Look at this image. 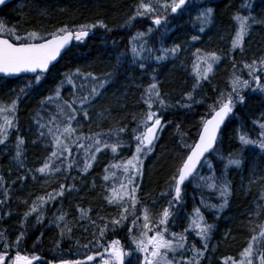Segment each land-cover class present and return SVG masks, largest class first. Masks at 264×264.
<instances>
[{"label": "trees", "instance_id": "16d2710c", "mask_svg": "<svg viewBox=\"0 0 264 264\" xmlns=\"http://www.w3.org/2000/svg\"><path fill=\"white\" fill-rule=\"evenodd\" d=\"M138 2L139 0H15L0 8V15L3 16L6 26H16L20 31L34 29L52 31L63 24L78 25L95 23L97 20H103L112 29V31L99 27L94 29L82 44L74 43L55 67L45 74L41 81L45 83L43 87L41 84H33L29 90L30 94L22 96L18 105L16 113L18 131L11 130L6 144L0 145V175L5 178L4 187L8 189L7 201L0 204V217H3L0 219V230H6L9 244L15 241L21 231L23 214L28 211L37 197L52 193L60 183H64L66 187L74 185L72 191H65L63 197H57L44 205L43 223L36 224V214H33L25 224L27 235L19 250L22 254L41 257L35 264H48L49 261L54 264L61 259L85 260L87 254L103 251L102 248L97 249L93 246L95 240L93 233H96L98 238L99 228L92 225L89 219H81V210L87 211L88 217L100 227L112 217L118 216V209L114 205H109L105 199L109 194L106 191L108 186L105 185L104 180L102 181V170L106 165L105 155H100L95 166L87 173L80 171L81 165H74L68 171L61 166V172L51 176H43L35 172V169L43 164L51 148H46L45 141L39 138L40 129L34 118L37 112L47 118L40 101L52 93L63 78L62 73L73 71L77 67L82 71H92L98 75L114 72L111 82L102 90V95L88 106L89 118L84 120L82 116H78V119L82 125L81 131L87 135L126 126V132L121 134L125 141L130 140L131 130L137 127L140 115L147 110L141 95L144 88L152 83V77H156L161 95L168 101L170 107L162 110L165 126L156 141L157 156L151 159L150 163L146 162L137 193L155 219L162 208L167 206V199L161 197L160 193L169 188L170 177L186 155L187 150L181 146L182 141L194 142L201 117L208 114V105L212 104L221 93L227 94L230 91L233 61L237 73L247 79V71L241 72L242 61L251 62L253 59L264 57V24L252 27L245 37L243 53L239 49L234 52L229 51L237 29L234 15L248 14L242 7L245 0H190L187 8L196 10L194 14L191 15V12L187 11L179 15L170 14L168 30L165 31L161 27L154 30L146 39L148 46L153 49H159L161 46L170 48L180 44L179 36L186 34L188 36L191 32H197L200 37L197 43L190 41L189 48L185 50L181 48L177 56L169 57L168 60L160 63L149 60L146 62V68L140 69L138 65L131 63L129 39L137 31L148 28L146 26L150 18L138 17L133 27H122L128 16L132 15ZM249 2L253 5V15L258 19H264V0H249ZM206 7L214 9L213 23L201 33L195 17ZM42 11L45 14L42 15ZM169 39L173 41L170 43ZM197 48L204 52L214 51L221 56V60L214 65L210 80L203 81L201 87L194 93L196 100L204 102L193 103L189 109L181 107L177 101L186 103L187 101L183 99L184 94L192 91L195 82L192 72L195 59L193 53ZM117 57H121L119 64ZM30 78L28 76L14 79L0 78V99H4L5 104L10 103ZM68 92L69 87L65 86L63 90L65 98L68 97ZM242 94L245 96V102L235 105L233 113L219 134L216 152L208 156L218 177L224 173L229 154L242 159L240 168L232 166L226 172L232 190L227 206L222 211H208L201 205V199L218 205L221 203L219 194L207 188L194 187L197 181H193L184 187V203L178 206L179 217L172 225L173 231L183 232L188 225L187 216L195 207H200L204 215L213 218L210 224H213L214 228L209 242L213 243L216 249L211 254L210 264H223L224 258L239 256L240 251L246 247L253 235L252 229L264 223V198H262L264 197V153L252 146L244 147L238 140L241 131L247 132L250 138H258L257 122H264L262 119L264 93L245 90ZM30 103L33 105H29ZM29 106H33V110H27ZM51 110L49 107L48 111ZM134 115L136 119H133ZM17 135L23 137L25 141L22 157L24 168H20L13 160ZM73 155L81 159V152L77 153L75 148ZM55 163L60 165L61 162L57 160ZM29 169L32 171L29 172ZM209 175H212V172L208 169L203 176ZM21 176L25 179H18ZM33 176H36L35 180L32 179ZM65 176L68 177L66 180ZM3 199V189L0 188V200ZM23 201L28 203L25 204ZM5 212L10 215H4ZM61 213L66 215L64 221L59 222L60 228L67 225V228L71 229L70 233L66 230L63 237L60 228L53 222ZM100 217L105 219L101 220ZM223 217H226V220L222 221ZM127 223L125 222V227H117L115 231L109 227L101 243L107 245L111 240L119 239L127 250L130 245ZM187 235L189 240L192 238L195 243L199 241V237L195 234L191 235L189 232ZM83 245H88V248ZM0 250H3L2 247ZM16 250L12 249L13 255ZM132 262L136 264L135 257L132 258ZM88 264H99V257Z\"/></svg>", "mask_w": 264, "mask_h": 264}, {"label": "snow or ice", "instance_id": "6c2138e0", "mask_svg": "<svg viewBox=\"0 0 264 264\" xmlns=\"http://www.w3.org/2000/svg\"><path fill=\"white\" fill-rule=\"evenodd\" d=\"M7 3L8 0H0V6ZM189 4L190 0H139L132 15L128 16L122 27H133L138 17L150 18L154 27H149L147 32L137 31L130 37L129 52L133 65L145 69L146 62L149 60L160 63L168 60L169 57L177 56L181 50L179 44L170 48L161 46L159 49H153L148 46L146 37L161 27L167 31L169 15L182 14L187 10ZM242 7L247 10L248 14L237 13L233 17L237 29L231 40L230 52L239 49L243 53L245 37L252 27L264 24V19H258L253 15V5L249 0H245ZM41 14L45 13L42 11ZM213 16L214 9L212 7H206L198 12L195 21L199 25V32L203 33L206 27L213 23ZM97 27L112 31L103 20L78 25L63 24L52 31L35 29L20 31L16 26H6L5 22L0 20V75L11 77L27 73L34 74L19 90L15 99H12L8 104L0 103V145L6 144L11 130L18 131L16 113L21 97L30 94L29 90L33 84L41 82L45 74L55 67V62H58V58L62 57V54L74 41L83 42ZM199 38L197 35L191 37L192 41ZM145 53L147 54L145 55ZM193 56L195 59L192 64V72L195 82L192 91L184 94L183 99L187 101L186 103L177 101L181 107L189 109L193 103L204 102L196 100L194 93L201 87L203 81L210 80L214 65L221 60V56L216 52H204L199 48L195 50ZM117 63H121V57H117ZM244 70L247 71V79L237 73L235 61H233V73L229 82L230 91L227 94L221 93L212 104L208 105V114L201 117L200 120L198 138L193 143L182 141L181 146L187 150L186 155L170 177L169 188L160 193L161 197L167 199V206L162 208L155 219L149 207L142 203L137 193L139 191L138 178L143 175L144 160L154 151L159 133L165 126L162 110L170 107L168 101L161 95L156 77H152V83L144 88L141 95V100L147 110L140 115L137 127L131 130L130 140L125 141L121 134L126 132V126L109 129L108 132H94L87 135L81 131L82 125L78 119V116H82L84 120L89 118L88 106L102 95V90L109 85L114 72H104L98 75L92 71H82L77 67L73 71L62 73L63 78L52 93L40 101V105L47 113V118L40 116L39 112L34 118L40 129L39 138L45 141L46 148H51L43 164L36 168L35 172L43 176H51L60 173L61 166H64L65 171L71 170L74 165L80 166L81 159L74 157V148L77 153L82 152L83 163L80 166V171L84 173L93 167L97 160V154L102 153L105 149H110L113 154H117L118 149L130 148L134 144V151L129 158L116 160L104 169L103 179L113 181L112 186L106 189L109 194L105 196V199L109 205H114L118 209V216L112 217L103 227H100L88 217L87 211L81 210V219L87 218L92 225L99 228L98 238H96V233H93L95 238L93 246L97 249L102 248L103 251L87 254L85 260L61 259L59 264H88V262L96 261L97 256L99 264H133V257H135L136 264H201L209 250V241L214 225L207 222L200 207L193 209L188 217V225L183 232L173 231L172 225L176 223L178 206H182L184 203V187L193 181H197L194 187L207 188L219 194L221 203L218 205L201 199V205L208 211H222L228 204L232 190L231 183L226 178V172L232 166L240 168L242 159L229 154L224 166V173L218 177L208 156L216 152L221 127L233 113L235 105L245 102V96L242 93L245 90L264 93V81H262L264 57L258 60L253 59L251 62L242 61L241 72ZM65 86L69 87L67 98L63 95ZM49 107H51V111H48ZM133 119H136L135 115ZM257 123L258 138H250L247 132L241 131L238 134V140L242 146H252L264 153V122ZM35 142L33 141V143ZM24 143V138L17 135L13 160L20 168L25 167L24 159H22ZM220 159H224V157H220ZM57 160L61 162L60 165L55 163ZM204 166H207L212 175L203 176L200 174L199 169ZM67 178V176L64 177L65 180ZM18 179L23 180L25 177L21 176ZM32 179L35 180L36 176H33ZM4 184L5 178L0 175V188L3 189L4 195L0 204H4L8 199V189L4 187ZM73 188L74 185L66 187L64 183H60L52 193L37 197L29 206L28 211L23 214L21 231L12 244L8 242L6 230H0V247L3 249L0 250V264H34V261L40 259L36 255L22 254V251L19 250L27 235L25 224L33 214H36V224L43 223L44 205L57 197H63L65 191H72ZM23 203L27 204L28 202L23 201ZM4 215H10V213L5 212ZM65 215L66 213H61L53 221L58 228H60L59 222L64 221ZM2 218L0 217V219ZM100 219L104 220L105 218L100 217ZM125 222H128L127 233L130 239L127 250L119 239H113L107 245L101 243L109 227L115 231L117 227H125ZM66 230L71 232L67 225L60 228L61 237ZM189 232L199 237L200 247H197L195 242L189 241L187 235ZM252 232L253 235L246 247L240 251L239 258L226 257L223 264H264V223L256 225ZM90 243L93 242L90 241ZM83 247L88 248V245H83ZM13 248L17 249L14 255L12 254ZM48 264H53V262L49 261Z\"/></svg>", "mask_w": 264, "mask_h": 264}, {"label": "rangeland", "instance_id": "374dc122", "mask_svg": "<svg viewBox=\"0 0 264 264\" xmlns=\"http://www.w3.org/2000/svg\"><path fill=\"white\" fill-rule=\"evenodd\" d=\"M216 7V6H215ZM214 7V8H215ZM187 12H191V15H192V13L194 14L195 12H196V10H194V9H188L187 8V10H186ZM1 20H3V19H1ZM4 21V20H3ZM149 21V24L152 26V24L150 23L151 22V20H148ZM142 32H146V31H142ZM184 36V35H183ZM182 39L183 38H180V41H182ZM171 41H173L172 39H169V42L171 43ZM187 45H188V43L187 42H183L182 44L180 43V46H181V48H183V49H186L187 48ZM42 81V80H41ZM41 84V87H43L44 85H45V83H42V82H40L39 83V85ZM3 100V101H2ZM0 102L1 103H4L5 104V100L4 99H0ZM29 105H33V103H30ZM27 106V105H26ZM27 110H33V106H29L28 108H27ZM10 144H12V143H10ZM105 150H107L108 152H107V154H113L112 152H111V150L110 149H105ZM119 150V149H118ZM134 151V144L132 145V147H130L129 148V150H127V151H125L128 155H125L124 156V159H127V158H129L131 155H132V152ZM121 152H124V151H121ZM120 152V153H121ZM113 155H116V154H113ZM157 156V154H156V150H154L151 154H149V156L144 160V164H145V161L147 160V161H149V163H150V160L151 159H154L155 157ZM143 169H144V165H143ZM207 170H208V168H207V166H204L202 169H201V171H200V174L201 175H204L205 174V172H207ZM118 174H119V172H118ZM141 178V177H140ZM140 178H138V181H139V179ZM251 225V224H250Z\"/></svg>", "mask_w": 264, "mask_h": 264}, {"label": "flooded vegetation", "instance_id": "af4514ba", "mask_svg": "<svg viewBox=\"0 0 264 264\" xmlns=\"http://www.w3.org/2000/svg\"><path fill=\"white\" fill-rule=\"evenodd\" d=\"M204 216H205V218H206V220H207L208 223H210L213 220V218L211 216H209V215H204ZM218 216L220 217V215H218ZM177 217H179V215ZM188 217H189V215H188ZM224 220H226V217L225 218L223 217L222 221H224ZM198 242L201 245L200 240ZM215 249H216V247H213V243H209V250L205 254V258L201 261L202 264H210L209 260H211V254H212V252Z\"/></svg>", "mask_w": 264, "mask_h": 264}, {"label": "bare ground", "instance_id": "6f19581e", "mask_svg": "<svg viewBox=\"0 0 264 264\" xmlns=\"http://www.w3.org/2000/svg\"><path fill=\"white\" fill-rule=\"evenodd\" d=\"M186 35H187V34H186ZM186 35H184V36H183V35L179 36V40H180V38H183L182 41H180V43L182 44L183 42H187L188 45H187V48H186V49H188V48H189V43H190V41H192L191 37H192L193 35H197V36H199V35L197 34V32H191L190 35H188V36H186ZM197 41H198V40H196V41H192V42H195L194 44H196ZM179 45H180V44H179ZM193 46H194V45H193ZM193 46H192V48L195 47V46H194V47H193ZM182 49H183V48H182ZM183 50H185V49H183ZM195 139H196V138H195ZM194 141H195V140H194ZM40 152H41V151H40ZM40 152H39V153H40ZM37 153H38V151L36 152V154H37Z\"/></svg>", "mask_w": 264, "mask_h": 264}, {"label": "water", "instance_id": "95a60500", "mask_svg": "<svg viewBox=\"0 0 264 264\" xmlns=\"http://www.w3.org/2000/svg\"><path fill=\"white\" fill-rule=\"evenodd\" d=\"M11 1H14V0H8V3L11 2ZM0 7H1V6H0ZM89 35H90V34H89ZM63 54H64V53H63ZM63 54H62V55H63ZM59 59H60V58H58V61H59ZM56 63H57V62H55V64H56ZM21 75H29V76H33L34 74L27 73V74H21ZM0 77H5V76L0 75ZM16 77H18V76H11V77H5V78L13 79V78H16ZM225 122H226V121H225ZM223 126H224V125H222L221 129L223 128ZM197 138H198V136L196 137V139H197ZM196 139H195V140H196ZM34 263H35V261H34Z\"/></svg>", "mask_w": 264, "mask_h": 264}]
</instances>
